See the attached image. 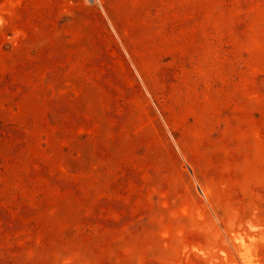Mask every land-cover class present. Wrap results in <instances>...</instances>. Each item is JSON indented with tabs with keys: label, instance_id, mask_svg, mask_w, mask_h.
<instances>
[{
	"label": "rangeland",
	"instance_id": "1",
	"mask_svg": "<svg viewBox=\"0 0 264 264\" xmlns=\"http://www.w3.org/2000/svg\"><path fill=\"white\" fill-rule=\"evenodd\" d=\"M0 264H264V0H0Z\"/></svg>",
	"mask_w": 264,
	"mask_h": 264
}]
</instances>
